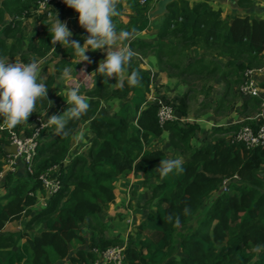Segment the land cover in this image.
<instances>
[{
	"label": "trees",
	"instance_id": "16d2710c",
	"mask_svg": "<svg viewBox=\"0 0 264 264\" xmlns=\"http://www.w3.org/2000/svg\"><path fill=\"white\" fill-rule=\"evenodd\" d=\"M38 1L0 0V58L18 55L27 62L53 53L51 33L44 32L35 42L30 40L27 51L19 54L21 39L15 33L19 31L20 19L41 20L46 16L44 13L34 16L32 10H36ZM122 1H115L118 15ZM125 1L133 16L124 24L118 21V15L113 21L117 31L126 29L130 37L148 28L149 8L140 5L138 0ZM51 11L53 18L66 14L78 19V14L69 7L51 8ZM5 16L11 21H6ZM8 36L12 39L10 43H7ZM84 36V29L78 26L74 39L83 43ZM172 37L178 38L180 47L167 42ZM193 46L203 48L205 54L214 52L228 59L225 64L228 70L221 71L222 77L235 75V79L226 78L227 90L216 101L222 108L225 98L238 97L231 88L241 82L243 71L264 64V20L222 18L220 10H213L205 2L190 4L187 0H174L167 6L165 21L154 44L137 39L129 44L132 52L142 57L153 56L158 67L188 75L202 72L196 71L199 67L206 68L200 64L203 59L181 67V53ZM71 51L72 48L65 47L63 54ZM213 64L215 68L205 69L207 73L217 70ZM132 73L136 74V84L128 82ZM109 81L103 82L99 76L96 87L85 91L91 98L89 107L79 118L67 121L65 134L49 140L46 128L39 131L30 161L31 172L22 160L19 176L7 173L3 182L0 180L3 188L0 231L6 223L21 217H28L26 229L42 224L38 236L29 237L19 246L15 233L0 234V264L89 263L97 258L93 249L100 253L120 245V240L104 237L106 225L97 213L114 202V181L131 171L145 177L143 185L148 197L144 203H137L146 213L127 237L121 264H264V248L255 250L258 245H264V192H261L264 190V146L247 148L226 135L242 125L256 129L262 119L258 123L249 118L241 123L213 127L207 136L209 139L195 145L200 124L182 120L188 114L187 95L170 103L177 119L160 124L157 105L147 100L150 92L158 95L157 88L149 87L147 72L130 67L122 80L123 86L111 89ZM260 87L264 91V82ZM161 98L168 103L165 97ZM243 98L240 114L262 110L264 93L263 97ZM110 101L117 102L118 108L113 115H103L100 106ZM46 103L45 98L38 99L37 111L32 114L40 115ZM81 123H87L92 138L84 153L69 157L70 138ZM19 126L20 123L12 128L0 126V171L10 132L18 135ZM31 130L27 136H31L34 129ZM163 135L169 137L170 147L180 150L185 160L182 172L161 178L155 168L166 156L162 151L146 149L145 145L150 136ZM48 171L60 183L58 192L52 195L47 194L39 179ZM234 176L236 179L231 181L229 191L221 192L222 181ZM34 192H39L45 204L33 211L32 207L37 204ZM168 214L172 220L166 219ZM176 217L179 223L175 222ZM85 223L89 233L82 229ZM14 246H17L15 251ZM71 250L75 253L71 254Z\"/></svg>",
	"mask_w": 264,
	"mask_h": 264
},
{
	"label": "crops",
	"instance_id": "0c3cea01",
	"mask_svg": "<svg viewBox=\"0 0 264 264\" xmlns=\"http://www.w3.org/2000/svg\"><path fill=\"white\" fill-rule=\"evenodd\" d=\"M116 1V0H115ZM158 0H147L145 4H140V0H138L140 5L147 6L149 8V13L154 9L155 4ZM190 4L194 2H205L208 4L210 8L213 10H220L221 11V17L222 18H229L232 17H248L249 19H261L264 20V0H247V2L239 3V0H187ZM122 4V10L120 14L117 16L118 21L121 24H124L127 22L128 18L133 16V13L128 8L127 2L124 0L121 2ZM35 17H38V14L36 10H32ZM42 16V15H41ZM57 18L61 22H65L67 24L68 29L72 32L71 39H74L75 35H77L78 32V19L73 18L71 16H67L66 14H61L60 16H57ZM56 18H49L45 16L41 20H37L36 18H27V19H20L19 21V31L15 33V36L17 39H21L20 43V53H24L27 51V44L31 41H34L37 37L44 34V32H48V28L50 29L51 26L54 24ZM150 24L147 29L137 32L133 34L130 37H127L124 41L121 42V47L129 48V44L131 41L137 39L139 41L145 42V43H155L157 39V33L159 29L161 28L162 24L165 21V14L159 17L149 18ZM6 21H11V18L9 16H5ZM86 34V33H85ZM32 38V39H31ZM11 37L8 36L7 43L11 42ZM35 42V41H34ZM167 42L170 45H174L177 47H180L181 44L178 41V38H170L167 40ZM55 52L53 53L49 52L45 56L37 57V58H31L29 61L35 60L37 62V78L38 82L45 83L49 89L47 91V103L46 106L40 109V115L34 116L31 114L28 117L27 122L22 121L19 126L18 135L20 137H26L34 128V126L37 125V122L35 118H39L41 122H43V119L46 120L48 116L53 114H63L62 112L66 113L67 108L71 107V105H66L63 98L66 95V89L74 87L72 85V82H78L77 74L80 73H87L89 75V80L91 81V84L88 87H83L81 83L77 87L79 89V93L82 95L83 99L86 103H89L91 100L90 97H88L85 94V91L92 90L94 87H96L99 75L96 76L94 74L97 64L100 60L104 58L106 55L103 51L97 50V51H90L87 52L86 55L88 56V61L82 62L77 64V61L79 60V57L74 54V50L71 51L68 55H64V48L61 47L59 44L55 46ZM131 51V50H130ZM132 52V51H131ZM183 59L182 61L185 62V66L187 63L193 64L198 59H203V62H200V64H205L206 68L208 70H211L209 62H215V65H217V70L221 72L224 70L225 64L228 61V59L224 56H218L214 52L209 55L205 54L203 48L199 47H190L188 50H184L182 53ZM44 57H47V62L45 65H43L40 68V62ZM5 60H10V62H24L20 59V57L14 56L13 58H4ZM208 64V66H207ZM200 66V65H199ZM198 66V67H199ZM65 67H68L69 69H74L75 71L71 72V80H65L62 77V71ZM130 67H135L137 70L141 72H147L150 76V88L153 90L154 86L151 85V83H154V76H160V73L162 70L159 69L157 65V61L153 56H147L142 57L134 52H132V56L128 61L125 62L123 65L122 71L117 74V80H123ZM81 69H83V72H80ZM205 69H197L196 71L200 70L202 72L198 73H192L189 76L192 75H212L211 72L207 73ZM194 71V70H193ZM212 71V70H211ZM215 71V70H214ZM79 72V73H77ZM206 72V74H204ZM83 73V74H84ZM188 74V73H187ZM222 75V74H221ZM227 78V77H226ZM225 78V79H226ZM228 80L235 79V75H232L227 78ZM110 87L115 88L117 87L115 82V77H112L109 79ZM84 84H88V81H83ZM156 81V80H155ZM162 83V82H161ZM207 83V84H205ZM163 88H161L159 91L163 93L162 95H170L173 97V99L177 100L181 97H183L186 93L188 94V90L193 89L194 84L191 82H181L177 79H170L165 76L163 78ZM210 86V87H208ZM235 87V88H234ZM211 88V90H210ZM200 91H206L205 93H209L210 95H207L208 100H206L202 107L196 108L195 114H192V112H189L182 120L186 122H198L200 124V130L196 133L195 145H200L202 141L208 140L207 137L209 135V132L212 130L213 127L216 126H228L229 124H236L241 123L245 119L241 116V101H243L245 98L240 94V91L238 90V87L236 85L232 86L231 90H234V92L239 96L238 100L235 102L230 103V98H225V100L222 101L221 105L223 109H227V117H219V119H214V112H220L222 110L221 106L218 105L216 102L218 99H220L224 93L227 90L225 82H223V78L219 76H215V80L212 81L210 84L208 82H201L198 85V90ZM151 90V91H152ZM158 90V89H157ZM230 90V92H231ZM190 97V96H188ZM227 99H229L227 101ZM51 101V106L49 105V101ZM189 101V100H188ZM188 103V102H187ZM227 103V104H226ZM229 105V106H228ZM36 107V106H35ZM228 107V108H227ZM118 108L117 102H105L102 103L100 106V110L103 115H113ZM47 110L46 116L43 118L44 111ZM198 110V111H197ZM264 110V109H263ZM36 108H34V112H36ZM245 117V116H244ZM252 120V119H249ZM264 120V118H262ZM87 123H81L78 131L76 134H74L70 138V150H69V157L84 153L90 143V140L92 138L91 133L89 130H87ZM49 132L48 139H55L57 134L54 133L51 126H44V129ZM29 137V136H28ZM168 136H150L147 140V143L145 145L146 149L153 150V151H162L166 157H176L179 156L183 161L185 160V156L181 153L180 150L172 149L170 147ZM194 145V144H193ZM22 158L17 157L14 160V165L12 167H4L3 169L6 171L5 175L7 173H10L15 176H19V171H22ZM5 163V160H4ZM23 167V166H22ZM19 173V174H18ZM2 178V182L4 180V177ZM145 177L135 171H131L126 176H120L114 181V195L115 199L114 202L109 204L107 208L101 209L97 215L98 218L106 225V230L104 232V237L107 239H118L120 240V245L125 244L127 242V237L129 234L133 232L135 227L140 223V221L145 216V211L142 208H140V205L138 206L137 203H144V201L147 199V189L143 185ZM1 192V191H0ZM30 195H32L30 193ZM34 195L36 197V203L32 209L37 210V207L44 203L43 198L39 194V192H34ZM140 201H143L142 203ZM28 217H21L18 220L8 222L4 225V228L0 231V234L3 236H7L10 233H18L21 228L25 229V231L29 230L25 228V224L27 222ZM33 227V226H32ZM20 228V229H19ZM31 228V227H30ZM42 228V224L38 225L36 228H33L35 230V234H32V236H38L40 234ZM83 229V225H82ZM85 232L89 233V231L83 229ZM18 237V244L17 246L21 245V243L24 241L22 238L23 236L16 235ZM87 239V237H85ZM17 246H14L12 250H16ZM72 251V250H71ZM73 253H75V250H73ZM98 258V256H97ZM96 258V259H97ZM95 259V260H96ZM94 260V261H95ZM93 261H90L89 263L81 262L80 264H92Z\"/></svg>",
	"mask_w": 264,
	"mask_h": 264
},
{
	"label": "clouds",
	"instance_id": "9594fccd",
	"mask_svg": "<svg viewBox=\"0 0 264 264\" xmlns=\"http://www.w3.org/2000/svg\"><path fill=\"white\" fill-rule=\"evenodd\" d=\"M62 2L78 14V24L84 29L86 36L82 38L83 43L71 39L72 32L67 24L61 22L56 15L54 24L48 28V34L51 33L49 35L51 49L55 52L57 44L72 48L74 54L79 57L77 64L88 61L87 52L103 51L106 55L98 62L94 74L101 76L103 82L107 83L110 78L115 77L116 86H123V81L117 80V74L122 71L132 52L120 46L129 36V31L126 29L117 31L115 27L113 17L118 15L115 0H62ZM72 71L75 70L65 67L62 77L71 80ZM80 72H83V69ZM128 82L131 84L138 82L135 73L128 77ZM48 89L45 83L38 82L35 60L23 63L0 58V126L12 128L22 121L27 122L28 117L34 113L38 99H47ZM63 100L66 105H71L66 113L63 111V114H53L46 120L43 119V124L51 126L57 135L65 134L67 121L79 118L89 107L77 87L66 89ZM49 105L51 106V101ZM46 114L47 110L44 111L43 118ZM155 170L161 178L173 172L180 173L183 171V160L179 156L162 158ZM166 219L173 218L168 214ZM175 222L179 223V217H176ZM262 248L264 245H258L255 250L259 252Z\"/></svg>",
	"mask_w": 264,
	"mask_h": 264
},
{
	"label": "built area",
	"instance_id": "2783aa9c",
	"mask_svg": "<svg viewBox=\"0 0 264 264\" xmlns=\"http://www.w3.org/2000/svg\"><path fill=\"white\" fill-rule=\"evenodd\" d=\"M146 0H140V4H145ZM64 7L67 6L62 2V0H39L37 2V13H44L47 17H52L51 8ZM262 72V73H260ZM263 70L259 68L246 69L242 74V84L239 88L240 94L244 97H263V89L258 86L260 77L263 75ZM147 100L152 101L157 105V118L160 124L168 121L176 120L172 104L167 103L160 95H155L150 92L147 95ZM262 118L253 120L258 123ZM37 122V127L33 130V133L29 137H20L13 132H10L9 144L16 147V154H8L5 158L4 167H12L14 165V160L17 157L23 159L26 170L31 172L30 164L31 157L34 155L35 147L37 145L36 137L39 131L44 128L43 122L39 118H35ZM256 129H253L249 125H242L237 131H231L226 135L231 138V141H238L244 143L247 148H254L258 146H264V120L260 125H256ZM5 170L2 168L0 171V180L5 175ZM39 179L48 195L55 194L60 188L59 181L53 177L48 171L45 174L40 175ZM236 179L234 176L231 179H224L221 183L220 191L228 192L229 185L232 180ZM45 202V200H44ZM45 203H43L44 205ZM125 248V244L111 246L102 252H98L93 249V252L98 256V258L92 262V264H121V255Z\"/></svg>",
	"mask_w": 264,
	"mask_h": 264
},
{
	"label": "rangeland",
	"instance_id": "374dc122",
	"mask_svg": "<svg viewBox=\"0 0 264 264\" xmlns=\"http://www.w3.org/2000/svg\"><path fill=\"white\" fill-rule=\"evenodd\" d=\"M212 53L213 52H209V55H211ZM207 54H208V52H207ZM41 60L42 61L40 62V68L43 65H45V63L47 62L46 61L47 57H44V59L41 58ZM213 63H212V65H210V67H213V65H214ZM184 64H185V62H182L181 63V67ZM258 68L262 69L263 73H264V64L262 66L258 67ZM159 69L162 70L161 72H163V73H160L161 74L160 76H157V77L154 76V83L152 82L151 85H153L154 88L158 89V90L156 89V92L158 93V95H160L161 97H165V99L168 101L169 104L173 102V97L170 96V95H167V96L166 95H162L163 93H161L159 91L161 88H163V84L162 83H163V78L165 76H167V78H170V79H177V80H179L181 82H191L192 84H194L195 87H193V89L195 91L190 89V90H188V94H187V96H190V97H188V100H189L188 101V109H189V112H192V114H195L196 108L200 107V105L202 107L203 103L206 100H208V98H209V97L207 98V95L208 96L210 95V91H209V93H205L207 90L206 91H200L201 89L198 90L199 83H201L203 81V82H208L210 84L212 81L215 80V76H219V77H221V79L223 78L222 75H221L222 74L221 72L214 71V70H213V74L211 76L210 75L201 76V75H196V74L192 75V76H189L187 73L180 74L179 70H172L170 68H166V70H164L161 67H159ZM227 70L228 69L226 67H224V71H227ZM177 73H178V76H177ZM243 73H244V71H243ZM260 73H262V72H260ZM204 74H206V73H204ZM224 78H223V82H225V84H226L227 79H224ZM76 79H78V82H75V81L72 82V85H74V87H76V86L78 87L80 83H81V85H83V87H88L91 84V81L89 80V75L87 73H84V74L82 73V75H80V73L77 74V78ZM82 79H83V81H88V84L87 83L84 84V82L81 81ZM242 81L243 80H241V82L238 85H236V87H238V90H239L241 84L243 83ZM262 82H264V74L259 79V82H258L259 88H260V83H262ZM205 84H207V83H205ZM208 87H210V86H208ZM210 90H211V88H210ZM263 93H264V91L262 92L261 95H263ZM185 95H186V93H185ZM238 97H236L235 99H230V100L227 99V101L229 100L231 102H235L236 100H238ZM261 109L262 110H260V111L259 110L258 111H251V112H249L247 114L243 113V114H241V116L243 118H245V119L250 118L252 120H256V119H259V118H264V112H263L264 111L263 110L264 109V102L261 105ZM213 116H214V119H219V117H221V116L227 117L228 116L227 115V109L225 110V109L222 108V110L219 113L218 112L217 113L214 112ZM33 129H35V128H33ZM26 137H28V136H26ZM1 184H2V182L0 183V191L3 190V188L1 187ZM140 202L142 203L143 201H140ZM37 226H38V224H34L33 227H31L27 231H25V229H23V228H21V229L19 228L20 230H19L18 233H16V235L18 234L20 237L23 236L22 239L26 240L29 237H33L32 234H35V230L33 228H36ZM83 229H85L87 231H90L89 226H88L87 223H85L83 225ZM71 254H74L73 250L71 251Z\"/></svg>",
	"mask_w": 264,
	"mask_h": 264
},
{
	"label": "water",
	"instance_id": "95a60500",
	"mask_svg": "<svg viewBox=\"0 0 264 264\" xmlns=\"http://www.w3.org/2000/svg\"><path fill=\"white\" fill-rule=\"evenodd\" d=\"M174 0H158L154 9L149 13V18L159 17L167 13V6ZM5 151L8 154H16V147L14 145H7ZM261 192H264L262 190Z\"/></svg>",
	"mask_w": 264,
	"mask_h": 264
}]
</instances>
